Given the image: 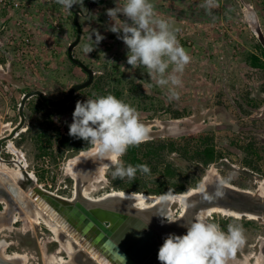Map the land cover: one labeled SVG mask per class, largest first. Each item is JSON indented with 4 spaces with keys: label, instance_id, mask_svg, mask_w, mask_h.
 <instances>
[{
    "label": "rangeland",
    "instance_id": "rangeland-1",
    "mask_svg": "<svg viewBox=\"0 0 264 264\" xmlns=\"http://www.w3.org/2000/svg\"><path fill=\"white\" fill-rule=\"evenodd\" d=\"M22 1L23 10L13 11L11 15L0 6V97L12 91L21 98L34 89L59 97L87 78L67 55L69 45L77 37L74 11L81 10L82 37L73 55L95 71V81L66 107L69 116L65 121L72 122L78 100L112 93L138 110L148 129L143 142L206 136L213 139L217 153L223 155L206 168L196 187L192 184L199 163L184 159L179 152L167 154L159 172L137 173L132 180L123 178V189L115 188L113 182L119 177L113 178L112 169L106 168L101 180L94 183V180H81L88 191L94 188L89 194L91 197L115 191L151 197L194 195L193 190L200 192L206 190V186L223 185L234 187L233 192L246 191L259 197L261 191L264 195V69L250 63L253 55L263 58L264 0H207V3L206 0H152L157 13L177 29L180 44L191 57L181 76L182 86L177 89L179 99L172 100L168 99L167 87L158 86L146 68L133 69L127 64L125 44L116 33L107 30L110 21H106V9L115 7L113 1L83 0L71 11L57 0ZM119 18L124 19L122 14ZM22 19L23 25L28 24L33 33L31 53L19 54L10 43L12 36L23 32L16 24ZM92 29L105 38L91 53L85 54L82 46L88 42ZM75 157L76 153H70L64 161L61 179L79 177L89 164L98 165L107 159L94 152L72 167ZM253 160L258 170L249 166ZM165 165L173 171L169 176L163 173ZM178 182H184L182 193L173 190V184ZM165 187L168 189L165 193H152ZM186 200H174L170 208L181 212ZM152 203L146 200L147 205ZM212 216L220 227L225 225L226 230L230 223L243 225L246 242L231 255L238 258L236 262H264V216L237 218L220 213ZM247 221L249 223H245ZM23 253L28 255V262L26 256H15L31 264V255L36 256L34 249L26 248Z\"/></svg>",
    "mask_w": 264,
    "mask_h": 264
},
{
    "label": "flooded vegetation",
    "instance_id": "flooded-vegetation-1",
    "mask_svg": "<svg viewBox=\"0 0 264 264\" xmlns=\"http://www.w3.org/2000/svg\"><path fill=\"white\" fill-rule=\"evenodd\" d=\"M81 70L87 78L76 84L88 79V74ZM94 81L89 87L78 91L70 102L59 107L33 96L26 100L22 109L23 96L33 90L27 91L21 98L12 91L0 97V264H26L22 258L15 257V254L26 256L28 262V255L23 253L26 248H33L36 253V256L31 255V264H121L115 248H105L104 243L97 240V235H92L62 209L76 203L86 206L90 202V205H96L98 201L118 193L115 191L102 197H91L89 194L94 188L88 191L82 186L81 180H94L93 183L101 180L107 159L98 162V165L89 164L79 177L61 179L62 165L70 153H76L75 158H78L94 149L93 146L85 149L88 146L86 141L69 136V123L65 121L69 116L66 107L74 102L79 92L90 89ZM44 93L52 101L67 96L53 97ZM146 200L150 199L145 198V206H139V200L136 206L140 209L149 206ZM105 204L107 209L132 215L146 223L149 220L147 224L158 245L152 257L149 256L143 264H160L157 254L167 234H184L186 229L182 224L190 222L197 215L188 216L185 208L181 212L170 208L165 214L146 215L138 210L127 212L125 206H117L110 201ZM163 216L175 222L161 223L165 219ZM206 218L216 222L211 213ZM168 226L172 227L169 231L164 229ZM54 227L60 228L58 233L53 230ZM68 245L74 252L71 257L63 249ZM229 260L231 264H239L235 261L238 258L230 257L227 264H230Z\"/></svg>",
    "mask_w": 264,
    "mask_h": 264
},
{
    "label": "clouds",
    "instance_id": "clouds-1",
    "mask_svg": "<svg viewBox=\"0 0 264 264\" xmlns=\"http://www.w3.org/2000/svg\"><path fill=\"white\" fill-rule=\"evenodd\" d=\"M57 2L71 11L83 0ZM113 2L115 7L106 9L110 20L107 30L116 33L125 44L127 64L133 69L146 68L158 86L167 87L169 100L179 99L177 89L182 86L181 76L191 57L180 44L177 29L157 13L152 0ZM119 14L124 19H120ZM104 38L98 30L92 29L82 51L91 53ZM68 127L69 136L86 141L94 147L97 156L107 158L105 167L112 169L113 178L132 180L138 170L144 174L150 172L147 164L126 165L122 159L130 146H137L146 139L148 129L138 110L114 94L78 100ZM215 195L221 196L222 192L217 190ZM206 198L211 200L213 196ZM163 217L161 223L175 222ZM182 227L186 229L184 234L169 233L164 238L157 254L160 264H227L231 255L246 242L245 230L239 223H230L224 231L218 223L197 214Z\"/></svg>",
    "mask_w": 264,
    "mask_h": 264
},
{
    "label": "water",
    "instance_id": "water-1",
    "mask_svg": "<svg viewBox=\"0 0 264 264\" xmlns=\"http://www.w3.org/2000/svg\"><path fill=\"white\" fill-rule=\"evenodd\" d=\"M80 13L81 10L74 11V24L77 29V37L69 45L68 58L74 65L81 67L88 74V79L83 83L74 85L69 90L67 96L59 101L48 99L45 93L40 90L30 91L23 96L22 109L26 100L33 96L41 97L52 106H62L70 102L78 91L89 87L93 83L95 79L94 70L73 55V51L80 43L82 37V27L79 22ZM217 190L222 192L221 196L215 195ZM233 191L234 189L226 188L224 185L221 187L206 186V190L197 192L186 200V214L192 216L193 214L205 213L212 207H217L227 211L235 210L240 213L241 217L257 218L264 216L263 198L256 197L246 191ZM207 195H212L213 199H207ZM107 201L118 204L117 206H125L127 212L138 210L139 213L146 215L152 213L165 214L169 211L171 203H152L140 209L136 206L138 200L108 196L105 200L98 201L96 205H90V202L87 200L89 204L86 206L76 203L75 206H63L62 208L65 213L70 215V218H74L81 226H85V229L89 230L92 235H97V240L102 241L105 248L110 250L115 248L116 256L121 264H143L149 256L152 257L153 252L157 248L158 243L155 240V235L143 219L107 209L105 204ZM171 228V226L164 227L167 231Z\"/></svg>",
    "mask_w": 264,
    "mask_h": 264
},
{
    "label": "trees",
    "instance_id": "trees-1",
    "mask_svg": "<svg viewBox=\"0 0 264 264\" xmlns=\"http://www.w3.org/2000/svg\"><path fill=\"white\" fill-rule=\"evenodd\" d=\"M68 53V52H67ZM263 58H259L256 55L251 56V64L253 67L264 69V48H262ZM73 64V63H72ZM194 141L195 143H191ZM92 147L88 145L85 149H89ZM247 148V147H246ZM251 149V147H248ZM247 150V151H248ZM179 152L181 156L186 160H190L193 163H199L195 167V182L192 186L196 187L199 184V181L202 180L203 174L208 166L213 164L219 158H222V153L218 154L216 146L213 144V139L206 136H200L198 139L195 137H180L178 139H169V140H149L146 142H142L137 146H130L126 152V154L122 157L125 161V164H132L133 166L137 164H147L150 167V171H160V167L163 166L166 162V155L169 153ZM248 154L252 155L250 151ZM262 154V153H261ZM261 154L258 155V159L261 157ZM251 159V158H250ZM192 163V164H193ZM256 161L253 160L250 162L249 166L253 170H258V167L253 166ZM203 171V172H202ZM171 167L169 165H165L163 173L166 175L172 174ZM137 173H141L139 170ZM150 173V172H149ZM174 174H176L174 172ZM163 176L166 177V176ZM180 177V175H177ZM115 188L123 189V179L117 178L116 181L113 182ZM164 186V184L162 185ZM173 190L175 192L182 193L184 191V182L180 184H173ZM135 191V190H132ZM168 191L165 187L164 189L159 188L158 190L152 191L155 194H161ZM232 221L229 220V223ZM226 222V224H229ZM245 223H249L248 221ZM225 224V222H224ZM222 230L227 231L225 229V225L221 226Z\"/></svg>",
    "mask_w": 264,
    "mask_h": 264
},
{
    "label": "bare ground",
    "instance_id": "bare-ground-1",
    "mask_svg": "<svg viewBox=\"0 0 264 264\" xmlns=\"http://www.w3.org/2000/svg\"><path fill=\"white\" fill-rule=\"evenodd\" d=\"M95 151L94 149L91 151V152H87V153H84L83 155H81L80 157H78L77 159H75L72 163H71V166L75 163H77L81 158H83L84 156H87V155H90V154H93ZM107 162V161H106ZM106 164V163H105ZM105 164H104V169H106L107 167H105ZM103 166V165H102ZM211 180V179H210ZM207 181V180H206ZM207 183V182H206ZM226 187L230 188V186H227L225 185ZM234 189V188H232ZM202 190V189H201ZM200 190V191H201ZM195 191V193L199 192V191H196V190H193V192ZM261 194V196L259 195V197L263 198L262 197V193L261 191L259 192ZM190 194H184V195H175V196H172V195H162V196H154V197H151V196H145V195H140V194H132V193H122V192H118L116 194H114L113 196H118V197H123V198H131V199H135V200H139V206H145L144 204V200L145 198H148L150 199L151 201L155 202V203H166V202H173L174 200H179V201H185L186 198H188ZM193 195V194H192ZM87 196V195H86ZM264 196V195H263ZM140 208V207H139ZM213 214V213H220V214H224V215H231V216H235L237 218H241V215L239 212L235 211V210H230V211H227V210H223L221 208H217V207H212L211 209H208L207 212H202V213H198L199 215H202L204 217H206L207 215L209 214ZM38 220V219H37ZM51 226V225H50ZM57 226V225H56ZM60 229V228H59ZM57 227H54L53 230L56 231L57 233L59 232V230ZM63 248V247H62ZM64 250L67 251L68 255L71 257L73 256V249L71 248V246L69 247H64L63 248ZM15 257H20V256H15ZM230 261V260H229ZM235 263V262H234ZM238 263V262H236ZM230 264H231V261H230ZM240 264V263H239Z\"/></svg>",
    "mask_w": 264,
    "mask_h": 264
},
{
    "label": "built area",
    "instance_id": "built-area-1",
    "mask_svg": "<svg viewBox=\"0 0 264 264\" xmlns=\"http://www.w3.org/2000/svg\"><path fill=\"white\" fill-rule=\"evenodd\" d=\"M106 2V0H103ZM109 1H113V0H109ZM25 5V3H23L22 0H0V6L6 10L9 15L12 14L13 11L16 10H23L21 9L22 6ZM26 7H28V5L26 4ZM6 20H4L5 22ZM22 20H19L16 22L17 26L20 27V29L23 30V32H20L18 34H16L17 36H12L11 38V45L13 48H17V53L21 54V53H25V52H32L33 51V42H32V34L30 32L31 27L28 26H24L22 23ZM106 21H110L109 17L106 15ZM28 22V21H27Z\"/></svg>",
    "mask_w": 264,
    "mask_h": 264
}]
</instances>
